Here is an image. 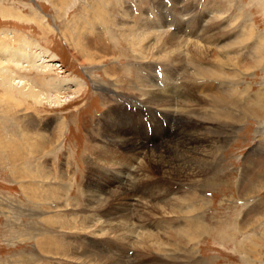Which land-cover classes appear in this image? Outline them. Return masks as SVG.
I'll return each instance as SVG.
<instances>
[{"label": "rangeland", "instance_id": "1", "mask_svg": "<svg viewBox=\"0 0 264 264\" xmlns=\"http://www.w3.org/2000/svg\"><path fill=\"white\" fill-rule=\"evenodd\" d=\"M102 14L107 16L103 17L104 22H110L111 18L114 20L110 26L99 24L102 23V18L99 17ZM87 22H94V26L86 27V32H89L84 34L81 31L82 37L75 39ZM145 24L153 31L165 30L164 32L173 36L171 42L167 41L168 48L173 49V44L179 40L177 49L183 47L182 40L209 48V58L204 63L195 62L194 65L226 75L227 79L219 83L215 81L213 84L206 81V85L202 87L204 78H196L200 82L198 89L201 91H198V97L208 98L211 91L208 87L216 86L221 94L229 92L230 89L234 90L233 96L239 98V101L238 108L230 111H236L232 117V127L216 124L214 133L211 130L203 133L205 141L202 142L201 148L203 153H209V156L205 154L207 158L210 157L208 160H211L210 153L214 151V166L208 177L205 176L210 178L208 181L203 179L206 184H203L205 187L202 185L204 189H200L206 198L204 204L208 206L203 221L205 218L211 226L206 234H202L194 242L195 248L187 242L185 236H182V239L179 237L177 232L181 224L178 221L181 216L177 217V213L172 215L171 211H177L174 205L180 203L183 196L188 194L190 188L186 187L185 183L189 179H179L176 182L177 178H172L173 181L166 178L169 183L160 181V176L151 175L152 172L147 170V166L142 165L144 175L151 179L148 181L153 187L151 192L160 188L164 192L162 198H165L164 189L171 185L169 188L173 193L164 199V203L160 205L159 216L156 215L151 221L165 245L158 246L159 242L158 245L153 243L151 251L148 249L149 258L143 259L142 264H164V259L168 258L167 245L176 249L177 256L174 257L176 263L167 261L166 264L186 263L183 255L189 250L199 259V264H264V111L260 112L255 108L251 111L252 115L244 112L245 108L250 111L257 104L256 99L264 100V0H0V64L5 56L11 54L8 60L2 63L4 68L5 64L10 65L13 61L26 67L27 62L32 59L33 67L39 65L43 70L46 69L45 75H37V78L33 79L34 74L28 75L26 71H18L11 65L8 69L15 76L18 75L16 78L21 77L15 81L20 82L26 76L29 82L35 79L39 82L40 78H45L54 81L76 80L83 85L80 91L71 83L68 92L62 95L54 94L52 99L59 100L57 104H45L43 108L29 109L28 112L18 109V122L12 121L13 119L6 115L7 98L5 99L3 89L0 88V264H68L65 257L47 255L49 249H42L41 246L46 245L55 252L48 239H42V245L36 243V230L40 225L50 231L46 233L43 230L40 236L46 234L69 242H88L93 249L90 251H96L101 249L99 239L96 238L101 227L107 230L105 236L109 237L116 223H125L123 220L126 217L114 220L108 217L105 220L102 212L90 211L88 204L91 205L92 202L88 201L82 186V180L91 175L105 174V177L99 180L100 184L113 177L109 173L112 168L104 164H95L96 166L84 171L87 147L97 144L95 137L101 132L99 121L109 107L123 105L129 109L128 116L126 119H120L128 124L127 120L138 108L137 101L131 100L133 84L141 76L158 79L160 75H164L167 79H178L177 84L181 85L180 81H185L186 74H195L193 68L185 62L187 71L171 70L170 66L167 67L168 70L162 71L164 66L159 65L162 64L161 60L155 59L161 52L159 50L152 52L154 55L150 54L137 60L138 56L130 49L128 42L122 40L115 30L124 25L123 28L135 29L132 31L136 34L137 28ZM193 33H196V36L193 37ZM242 38L245 42L241 43ZM186 51L188 50L186 49L184 54L188 56L189 52ZM257 57L259 63L255 66L252 62ZM186 60L187 58L184 59ZM217 60L227 62V65L218 62L217 66L214 63ZM147 63L152 64L151 71L146 67ZM108 79L123 80L126 86L120 87L117 90L119 92L112 94ZM224 80L228 84H224ZM189 88L191 86L187 85V88L176 90L179 91L178 94L183 95L190 91ZM176 113L170 121L166 117L160 118L154 110L147 116L146 124L152 125L154 131L160 128L162 145L169 142L168 145L172 147L178 142L179 129L184 124L180 115L178 116L179 113ZM23 115L26 120L20 121ZM27 120L30 123L25 125L27 129L33 132L39 130L47 135V141H52L43 154H36L35 149L31 151L26 147L33 157L26 161L25 165L30 168L31 176L37 175L36 180L25 172L24 164L17 165L7 159L4 146L7 142H13L11 139L20 141L22 146L30 142L31 139L24 141L22 130V123ZM60 128L62 132L58 133ZM148 135L149 138L152 136L151 129H148ZM157 137L159 136L155 133L154 138L158 140ZM150 142L147 144L148 148L154 149L157 142L153 139ZM210 145L213 146V151ZM169 150L170 155H178L176 150ZM187 153H181L184 161H188ZM35 159L43 161L44 170L55 165L60 176L68 169L67 173L72 177L68 179L72 188L67 197L53 194L57 199L54 202L45 198L50 195L46 193L47 188L58 187L64 192L68 186L64 181L43 183L38 176L39 164ZM53 173L56 175L55 171ZM146 179L144 178V181H147ZM149 186L151 185H148V188ZM196 188L199 190L198 186ZM135 189L140 192L144 190L142 187ZM28 194L34 197L36 203ZM131 194H135V191ZM143 196L148 201L145 193ZM62 200L64 202L61 204ZM135 221L129 217V228L134 226L130 233L141 230L136 227L137 224L133 225ZM115 237L123 238L114 234ZM131 239L130 241L137 242L136 236ZM130 241L125 238L119 242V253L116 255H122L120 251H126L129 257L138 261L142 252L139 255L134 253V249L130 248L133 242ZM33 255L39 258L36 263Z\"/></svg>", "mask_w": 264, "mask_h": 264}, {"label": "bare ground", "instance_id": "2", "mask_svg": "<svg viewBox=\"0 0 264 264\" xmlns=\"http://www.w3.org/2000/svg\"><path fill=\"white\" fill-rule=\"evenodd\" d=\"M99 17L102 18V23L99 24L104 25L105 27H107V25L110 26V23L114 21L111 18L110 22L108 23L104 22L103 17H107L105 14H102ZM92 26H94V22H87L85 28L79 31V36H77L75 39H80V36L82 37L81 31H83L84 34L88 33L89 30L87 29L88 32H86V27H92ZM123 27L118 26L115 32L118 36H120L122 40H126L128 42L130 49L135 53L136 56H138L137 60L146 58L147 55L153 54L152 52L159 50L161 52L158 53V56L155 59L161 60L160 63L162 64L159 65L164 66L162 68V71L164 70L166 71V69L168 70L167 67L169 66L171 67V70L187 71L185 65L186 63L193 68L195 74L192 76H190V74H186L185 81L184 80H182L183 82L180 81L181 85L177 84L179 82L178 79H171V78L167 79L166 76L164 75H160V78L158 77V79H152L151 76H148L149 79H147L144 76H141L140 78L136 79V81H134L133 84L134 86L132 88L133 97H131V100L132 102L137 101L138 108L137 110L134 111V113L136 114L133 113V116H130L129 119L127 120L128 124L127 123L125 124V122L120 119V118H124V119L127 118L128 110H129L127 107L123 105L113 106V107H109L108 110L105 112L104 116L99 121V124L101 123V132L99 136L97 135L95 137V143L97 144H91L87 147V157H86L87 162L85 163L86 167L84 171H86L87 168L94 167L95 164L96 165L104 164L112 168V171L109 173L113 175V177L112 179L110 178L111 180H107L103 184H100L99 180L103 179L105 177V174L98 173L96 175H91L87 177L86 180H82V186L84 188V193H86V196L89 199L88 201L92 202L91 205L90 203L88 204V206H90L89 207L90 211L100 212V213L102 212L101 213L102 217L105 220H107L108 217H111L112 220L118 219L120 217H126V219L123 220V222H125L123 224L116 223V226L113 230H111L112 232L109 235V237L105 236V232L107 230H105L104 227H101V231L99 232V234L97 236L95 235L96 238L99 239V245L101 246V249L96 251H90L93 249L90 248L88 242H80V241L69 242L68 240H62L60 238H57L54 235L50 236L45 234L40 236V232H42L43 230H45L46 233L50 231L46 230L41 225L38 226L36 230L37 231L36 243L42 245L44 243L42 239L44 238L48 239L53 244L55 248V252L46 245L41 246L42 249H49L50 252L47 255H56L59 257H65V259H67L66 261H68V264L69 263L70 264H142L144 262L143 259L149 258V255L147 253L149 252L148 249H150L151 246H153L154 244L158 245L159 243L160 244L158 246L165 245V242H163V240L161 239L162 237H160L161 235L157 234L156 231L154 230L155 224L151 223V221L154 220L153 218L156 215L159 216L160 205L164 203V199L169 194L172 193L171 191L172 189L169 188L171 185H168L169 187H166L167 189H164L166 195L165 198H162V194L164 192L161 191L160 188H155L156 191L151 192V190H153L152 184L151 183L148 184V181L149 180L151 181V179H148L147 176L144 175L145 172L143 170V166H142L143 164L147 166L148 168L147 170H149L150 173L152 172L151 175L155 174L157 177L160 176L159 179L160 181L163 180L164 182H168V179L166 178H171V179L177 178V180L175 179L176 182L179 179L182 180L184 178L189 179V181H186L187 183H185L186 187L190 188V190L188 189V194L183 196V200L180 203L174 205L177 211L171 210L172 215H175L177 213V217L181 216L180 217L181 220L178 221L181 224V227H178L179 230L177 232L179 237H181V239L182 236H185L187 238V242L191 243L193 246L195 244L194 242L197 239H199V237L202 234H206L210 230V226H211L207 223V221H205V218L203 221L204 213L207 210L208 206L204 204L206 198H204L203 194H201V192L203 191H200V189H204L203 184H206V181H208L210 178V177L209 178L206 177H208L209 173L213 168L212 166H214L213 165L214 148L213 146L210 145L213 153L212 152L210 153L212 154L210 155L212 156V158L211 160H208L210 157L207 158L206 155L208 154L209 156V153L207 154L203 153V150L201 148L203 146L202 142L205 141V135L203 133L204 131H208V130H211L214 133V126L216 124H220L221 127L223 126L232 127L231 126L233 125L231 124L233 119L232 117L235 116L236 111L235 112H230V111H234L235 108H238L237 102L239 101V98L233 96L234 90L230 89L229 87H228L230 89L229 92H225L221 94L218 92L216 86L208 87V89L211 88L210 95H208L209 96L208 98L203 97L202 99L198 97L199 94L197 95V93L198 91H200L198 89L200 82L197 79L202 80L201 77L204 78L203 80L205 81L202 82L205 83L201 84L202 87L206 85V81H209L210 83L213 84L215 81L216 83L217 82L219 83V81H222L223 79H227L226 75L224 76L223 74H218L217 72L211 71L210 69L208 70L206 68H201L199 66L196 67L194 65L195 62L204 63L209 58L210 51L209 48H206V45L201 47L198 44H195V42H191L190 40H189L190 42H185L184 40H182L183 42L181 46L183 45V47L177 49L176 44L180 40L176 41L177 40L176 37L174 39V41L176 42L173 44V47L170 45L173 48L171 49L168 48L167 41L171 42V38L173 36L168 32H164L165 31L164 29L163 32H158L159 30L153 31V29L148 28L149 27L148 24H145V25H141V27L137 26L138 31L136 32V34H133L132 31L133 28L128 29L129 27L128 28H123ZM160 30H162V28ZM192 36L193 37L196 36V33H193ZM243 41L244 39L241 40V43ZM98 43L100 44V42ZM108 48L106 46V49ZM186 49L188 50L186 52H189L187 53L188 56L184 54ZM229 50H231V48ZM107 51H109V49ZM10 56L11 54L5 56L4 60L0 64V88L3 89L5 99L7 98L6 99L7 103L5 108V110L7 111L6 115L9 118L13 119L12 121L19 120V115L17 111L18 109L28 112L29 109H36L38 107H42L45 104L47 105L57 104L59 100L52 99L54 97V94L62 95L68 92L71 83L75 84V86H77L76 87L77 90L80 89L81 91V87L83 85L80 82H77L76 80L73 81L72 79H71L72 81L69 80L54 81V80H46L45 78H40L39 82L36 81V79L34 81L33 79L37 78V75L39 76L45 75L46 69L43 70V68H40L39 65L33 67L31 63L33 62L32 59H31L32 61L31 60H29L28 62L26 61L27 62L26 67L20 64L17 65V63L13 61L10 65L5 64L6 67L4 68L2 66L3 65L2 63L7 61L8 57ZM186 58L190 63L187 62V60L184 61V59ZM255 59L256 60L253 61L252 63L255 66H257L259 63V57ZM218 62L219 63L222 62L221 65H227V62L218 61V60L215 61L214 63H216L218 66ZM11 65H14V68L18 69V71H26L28 75H30V73L34 74V77L32 79L33 81L29 82L27 77L24 76L20 80V82H16L15 79H20L21 77L16 78L18 75L15 76L12 73V71L8 69L11 67ZM146 67L148 68V70H150L152 64L147 63ZM30 69H34L35 71L33 72V70ZM20 75L21 74H19V76ZM176 75L177 74H175V77ZM187 75H189L190 77ZM234 77L236 76H233V78ZM108 81H109V86L111 87V89L110 88L109 89L112 90V94L116 93V91L120 87L126 86V82L124 83L123 80L121 81L119 79H108ZM223 83L228 84L225 83V80ZM187 85L188 87L189 85L191 86V88H189L190 91L185 92L183 95L178 94L179 93L178 90H180L181 88H187ZM237 85L240 86L239 83H237ZM106 87L107 86H105V88ZM99 88H103V87L99 86ZM160 88L164 90H161ZM127 89L128 90L130 89L128 85H127ZM255 102L257 104L250 111H247L248 109L246 110L245 108L244 112L252 115L251 111L254 110L255 108L258 111L260 110V112L264 111V100L256 99ZM25 105H28V107H25ZM153 110L158 112L160 118L166 117L168 121L171 120V117H173L174 113L176 112L179 113L178 116L180 115L181 122H183L184 125L182 126L181 129H179L180 137L178 138V142L176 146H174L175 145L174 144L172 147H170L168 145L169 142H165V145L160 144L163 143L161 142L163 138L160 136V128L154 131V127L152 125L146 124L147 116ZM22 120L23 121L26 120V117H24V115L21 116L20 118V121ZM27 123H29L28 120L25 123H22L23 124L22 130L24 131L23 133L24 141L30 139L33 141L30 140V142L27 145L22 146L21 145L22 143L20 141L16 139H11L13 142L11 143L7 142L4 144V146L6 149L5 151H6L7 159L10 160L11 162L17 163V165L24 164L23 169L29 176H31L29 173L30 168L25 165V162L32 159L33 157V155H31V152H29L28 149H31V151L35 149L36 154H41L42 152H45L47 150L48 146H51L52 141L51 140L50 142L47 141V135L39 130L38 131L35 130V132H33L27 129L25 127ZM10 124L11 123H9V125ZM203 128H207V129H203ZM148 129H151L152 136L150 138L148 137L149 136ZM60 132H62V128H60V131L58 133ZM153 132L154 134L157 133V135L159 136L157 137L158 140L154 138ZM152 139L155 142H157L156 145L154 146V149L152 147L148 148L147 146L148 142H150ZM169 149L176 150V152H178V155L173 153H172L173 156L170 155L171 150ZM186 151L188 152L187 153L188 155L186 154L187 155L186 159L188 161L183 160L184 156L183 159L181 157V153ZM141 158L142 160H139ZM144 160L145 162L143 163ZM36 161L39 164L37 168L38 176L41 177L43 183H45L46 181H49V183L64 181V183L68 186L67 191L64 192H62V189L60 190V188L58 187L47 188L46 193H49L50 195H46L45 198L51 199V201L54 202L57 199L53 197V194L54 196L59 194L60 196L65 195L67 197L68 194H70L72 188L70 180H68L69 178H72L69 177L67 173L68 169L65 171V173L61 174L60 176L59 172L57 171V167H55V165H51L49 169L44 170L43 161H41V159H38ZM105 161H108V163L106 164ZM17 171L18 168H16L15 172ZM54 171L56 172V175H54L53 173ZM31 177L34 180L38 179L37 175ZM144 178L145 179L147 178L146 179L147 181H144ZM203 179H206V181H203ZM147 184L151 186H149L148 188ZM197 186L199 187V190H196ZM137 187H142L144 190L141 189L142 190L141 192L137 191L135 189ZM132 191H135V194H131ZM144 193L145 195H147L148 201H146V198H144L143 196ZM30 198L36 203L34 197L30 196ZM63 202L64 201L62 200L61 204ZM129 217L136 220L134 223L133 222L132 223L133 225L137 224L136 227L138 226V228L141 229L139 232H137L138 230L135 231L134 229L133 230L135 232L132 233L129 232L132 231L131 228L134 227L133 226L129 228L128 225ZM40 222L41 220H39V223ZM126 231H128L129 234H127ZM114 234H116L119 238L120 237L123 238L120 239H117L116 237L114 238ZM135 236L137 238L136 243L130 241V238L134 239ZM125 238H128L130 242H133V245L130 248L134 249V253L139 255V253L142 252V254H140L142 256L140 259H138V261H136L132 257H129L126 251H120L122 255L120 254L116 255V253H119L118 252V248H120L119 242H122V240L123 239L125 240ZM105 239L109 241H106ZM167 246L168 248H166L167 249L166 251L168 258L165 259L163 258L164 264H166L167 261H172L173 263H176L175 262L176 260L174 258L175 256H177L176 249L172 248L169 245ZM107 249L109 250L107 251ZM128 252H129V248H128ZM183 256L186 258L185 259L186 263L184 264H199L198 261L199 259L194 256V253L191 250L186 251V253H184ZM32 258L34 259L35 263L36 261H39V258L37 256L34 257L33 255Z\"/></svg>", "mask_w": 264, "mask_h": 264}]
</instances>
